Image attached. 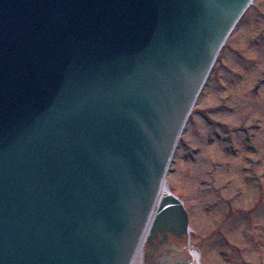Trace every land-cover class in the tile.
Wrapping results in <instances>:
<instances>
[{
  "label": "water",
  "instance_id": "95a60500",
  "mask_svg": "<svg viewBox=\"0 0 264 264\" xmlns=\"http://www.w3.org/2000/svg\"><path fill=\"white\" fill-rule=\"evenodd\" d=\"M251 1L0 0V264H132L154 207L149 240L186 230L159 193Z\"/></svg>",
  "mask_w": 264,
  "mask_h": 264
},
{
  "label": "rangeland",
  "instance_id": "374dc122",
  "mask_svg": "<svg viewBox=\"0 0 264 264\" xmlns=\"http://www.w3.org/2000/svg\"><path fill=\"white\" fill-rule=\"evenodd\" d=\"M263 76L264 0H253L216 58L166 175L167 188L188 209L187 245L198 264H264V204L214 230L227 206L249 208L259 193L264 198ZM253 225L259 245L248 242ZM221 231L240 247L224 251ZM145 246L133 264H144Z\"/></svg>",
  "mask_w": 264,
  "mask_h": 264
},
{
  "label": "flooded vegetation",
  "instance_id": "af4514ba",
  "mask_svg": "<svg viewBox=\"0 0 264 264\" xmlns=\"http://www.w3.org/2000/svg\"><path fill=\"white\" fill-rule=\"evenodd\" d=\"M229 199L230 198H228L227 201ZM262 202H264V199L261 197V195L259 193L257 195L256 199L254 200L252 207L245 208L242 206H238V207H233L231 205H229V207L227 206V211L221 215V217L219 218V220L216 223L214 230L219 232L220 228L235 214H239V213H243V212L248 213L251 210V208H253V210L255 211L260 206V204ZM260 226L264 227V225H260ZM259 229H260L259 225L257 227L256 226L254 227V225H253V226H250V229L248 231L249 232L248 242H251L253 245H259L261 242ZM254 230L257 233H254ZM263 231H264V229H263ZM222 236H223L224 245L231 246V247H234L236 249L239 248L238 242H241L239 239L236 241H233V240L231 241V239H228L225 237L224 233L222 234ZM237 237H238V235H237ZM182 239H183V236H179V235L173 234L171 232L166 233L165 236L158 235V236L154 237L152 239V241H150L148 243V249H149L151 256H152L151 260L149 261V264H158L159 261L162 258H164L165 255H167L166 252H167L168 248H172L174 251H177L176 255L179 257L178 259H180L181 254H183L182 253L183 247H180L181 246L180 241H182ZM158 253H160L159 256H157ZM239 257L242 258L241 255Z\"/></svg>",
  "mask_w": 264,
  "mask_h": 264
},
{
  "label": "bare ground",
  "instance_id": "6f19581e",
  "mask_svg": "<svg viewBox=\"0 0 264 264\" xmlns=\"http://www.w3.org/2000/svg\"><path fill=\"white\" fill-rule=\"evenodd\" d=\"M167 189H168L167 186L164 184V185L162 186L161 192H163V191H167ZM149 223H150V222H148V225L146 226V229H145L144 234H143V236H142V239H141V241H140V243H139V246H138V249H137V252H136L135 257H137V256L141 253L142 249H143L144 246H145V243H146V237H147V234H148V231H149ZM192 254L194 255L195 258H197V253H196L195 251H193ZM135 259H136V258H135Z\"/></svg>",
  "mask_w": 264,
  "mask_h": 264
}]
</instances>
